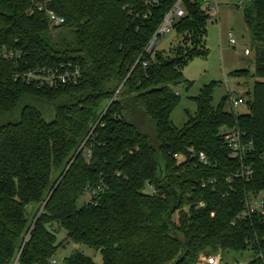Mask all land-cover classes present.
<instances>
[{"label": "trees", "instance_id": "trees-1", "mask_svg": "<svg viewBox=\"0 0 264 264\" xmlns=\"http://www.w3.org/2000/svg\"><path fill=\"white\" fill-rule=\"evenodd\" d=\"M175 1L49 0L61 26L75 28L74 44L59 49L43 37L46 15L27 13L44 0H0V114L25 97L53 110L46 120L25 103L18 120L0 125V264H46L70 241L98 249L100 264H196L218 250L246 249L253 257L244 264H264V216L238 217L264 190V0L240 4L253 71L231 74L256 78L248 112L225 110L228 95L213 106L210 82L192 97L196 111L181 128L170 120L179 102L171 84L191 86L182 69L207 53L209 14L205 0H183L172 28L180 40L168 51L148 48ZM66 62L80 69L76 83L38 86L23 76ZM144 114L155 140L139 129ZM221 128L239 131L242 158L230 155ZM247 166L250 175H237ZM97 184L107 189L78 205ZM60 229L66 234L57 241ZM63 264L97 263L74 250Z\"/></svg>", "mask_w": 264, "mask_h": 264}, {"label": "rangeland", "instance_id": "rangeland-1", "mask_svg": "<svg viewBox=\"0 0 264 264\" xmlns=\"http://www.w3.org/2000/svg\"><path fill=\"white\" fill-rule=\"evenodd\" d=\"M249 2L250 0H242L243 6ZM217 5L218 13L214 14L212 18L209 17L206 22V32L203 40L207 51L206 55L194 56L182 69L183 77L192 82L191 86L186 87L183 81L175 85L171 84L172 88L179 94V102L171 111L170 120L178 128H181L188 117L193 116L196 111V103L192 97L199 93L204 84L210 82H214L211 102L213 106H216L225 95L229 94L232 98L241 96L245 101L243 104L233 108L227 100L224 109L230 110L233 108L238 113L248 112L247 101L252 97L253 83L256 78L251 75L235 76L231 72L236 69H247L251 74L253 71L255 50L250 32L243 20L242 6H240L239 0H217ZM228 32L232 33L235 44L231 45L228 42ZM43 37L55 44V48L62 49L74 44L75 28L74 26H59L49 29ZM179 40L178 35L172 29L168 33L159 35L156 48L168 51ZM246 48L249 50L248 55L244 53ZM25 103L39 109L46 120L52 118L53 110L50 105L39 99L25 97L13 113L0 114V125L7 121L18 120V107ZM140 122V131L147 133L151 139H154L153 121L144 114ZM56 177L57 172L53 171L52 178L55 179ZM261 198H264V190L252 196L251 202L254 203ZM86 199L87 196L83 195L78 200V205L85 202ZM28 208L30 212L31 208ZM174 217L176 218V215ZM65 234L66 232L60 229L56 233V240L61 241ZM74 250L88 255L97 264L102 261L98 249L84 244H75L71 241L58 247L55 257L58 260L62 259ZM220 252L222 264H244L253 257V252L249 249L241 252L234 250H220Z\"/></svg>", "mask_w": 264, "mask_h": 264}, {"label": "built area", "instance_id": "built-area-1", "mask_svg": "<svg viewBox=\"0 0 264 264\" xmlns=\"http://www.w3.org/2000/svg\"><path fill=\"white\" fill-rule=\"evenodd\" d=\"M49 0H44L43 3L40 2H33L32 6L28 9V15H32L35 10L42 11L47 18L48 26L50 29L59 27L64 22V17L59 15L53 9L48 8L46 3ZM156 1V0H154ZM182 1L183 0H176L171 8L164 14L163 19L159 26L157 27L152 39L149 41L148 48H152L153 44H156L158 41L159 35L168 33L173 28L174 21L182 17L184 15V10L182 8ZM239 3H242V0H239ZM205 9L209 14V17H213L214 14L218 13V5L217 0H205ZM228 42L232 45L235 44V39L232 37V33L228 32ZM245 54H249V50L246 48L244 50ZM2 57L7 59H13L15 54L12 51H3L1 53ZM145 64V62L143 63ZM26 81L33 82L38 86H57L66 83H76L80 76V69L76 64L72 62L60 63L56 66L50 67H39L34 70L27 71L24 75ZM118 93L116 91L115 95ZM228 101L230 102L231 106L237 107L240 104H243L245 101L241 96L237 98H232L228 94ZM222 133L225 134V139L227 140L228 146L230 147L231 153L230 155L233 157L242 158V153L245 149L244 145L242 144L240 133L237 130H228L221 128ZM190 151H193L192 148H189ZM193 153L189 154L192 155ZM194 155V154H193ZM197 158L200 162L206 163L207 159L205 154L202 151H199L197 154ZM174 157H178V154H174ZM252 170L247 166L246 168H242L240 171H237V175L242 177L246 175H250ZM211 182V180H210ZM205 183H202L204 185ZM145 190L148 193H153V187L146 181ZM107 189V185L105 184H97L87 186L85 190V195L87 196V200L91 199L94 194L104 191ZM199 205H203V202H200ZM253 214L263 215L264 216V198L259 199L258 201L252 203L251 200L247 203L246 209L241 211L238 214L239 218L249 217ZM13 264H18L16 260ZM46 264H63V258L57 259L55 255L49 258ZM196 264H222V257L220 250L203 257L202 260L198 261Z\"/></svg>", "mask_w": 264, "mask_h": 264}, {"label": "water", "instance_id": "water-1", "mask_svg": "<svg viewBox=\"0 0 264 264\" xmlns=\"http://www.w3.org/2000/svg\"><path fill=\"white\" fill-rule=\"evenodd\" d=\"M154 45H155V44L152 45V48H153ZM152 48H151V49H152Z\"/></svg>", "mask_w": 264, "mask_h": 264}, {"label": "crops", "instance_id": "crops-1", "mask_svg": "<svg viewBox=\"0 0 264 264\" xmlns=\"http://www.w3.org/2000/svg\"><path fill=\"white\" fill-rule=\"evenodd\" d=\"M248 55V54H247Z\"/></svg>", "mask_w": 264, "mask_h": 264}]
</instances>
